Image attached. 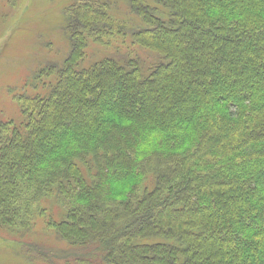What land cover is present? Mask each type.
<instances>
[{"label":"trees","instance_id":"16d2710c","mask_svg":"<svg viewBox=\"0 0 264 264\" xmlns=\"http://www.w3.org/2000/svg\"><path fill=\"white\" fill-rule=\"evenodd\" d=\"M126 4L70 3L47 92L0 123V230L43 212L77 264H264V0Z\"/></svg>","mask_w":264,"mask_h":264},{"label":"rangeland","instance_id":"374dc122","mask_svg":"<svg viewBox=\"0 0 264 264\" xmlns=\"http://www.w3.org/2000/svg\"><path fill=\"white\" fill-rule=\"evenodd\" d=\"M73 1L18 0L10 7L0 0V123L18 121L19 97L23 99L47 92L53 81L49 67H60L69 53L64 9ZM122 1L121 5L125 6L127 0L124 4ZM133 17L127 13V18ZM130 46L131 41L125 37L114 48L103 52L117 57L125 54ZM96 48L95 44H90L84 66H88L95 56H101ZM140 51L146 59L150 57L146 50L140 48ZM45 201L47 212L60 220L61 209L54 202ZM47 218L45 213H37L32 220L34 226L18 234L0 230V264H77L81 261L84 256L79 249L65 245L53 231L45 228Z\"/></svg>","mask_w":264,"mask_h":264}]
</instances>
